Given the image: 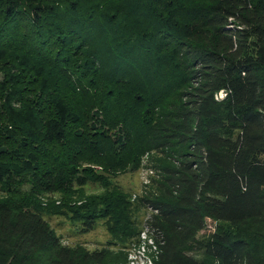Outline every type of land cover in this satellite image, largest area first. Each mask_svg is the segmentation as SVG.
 Here are the masks:
<instances>
[{
	"label": "trees",
	"instance_id": "obj_1",
	"mask_svg": "<svg viewBox=\"0 0 264 264\" xmlns=\"http://www.w3.org/2000/svg\"><path fill=\"white\" fill-rule=\"evenodd\" d=\"M146 156L155 264H207L188 252L208 219L237 231L204 245L216 264H264V0H0V264H105L108 249L63 245L44 214L109 220L119 240L134 228L123 192L58 209L38 195Z\"/></svg>",
	"mask_w": 264,
	"mask_h": 264
},
{
	"label": "rangeland",
	"instance_id": "obj_2",
	"mask_svg": "<svg viewBox=\"0 0 264 264\" xmlns=\"http://www.w3.org/2000/svg\"><path fill=\"white\" fill-rule=\"evenodd\" d=\"M47 72H52L56 75V78L59 79L60 87L65 83V77L61 71L47 68ZM65 89L64 92L69 94L68 97L70 98L68 99L72 101L71 104L83 114V117L85 114H93L94 109L91 105L89 106V104H92L90 101L88 103L86 100L82 101L79 97H74L67 87ZM223 97L224 94H221L220 98ZM91 115L86 118L85 124L91 122ZM113 134H115V131ZM158 159V156H146L141 161L142 164L139 169L130 164L127 168L121 170L107 169L108 172H105L99 166L85 165L84 167L97 171L101 179L100 182H90L80 191L75 189L73 191L75 195L71 197L62 194L54 196L38 195L37 201L42 204V207L48 206L52 209H58V207L62 206V203H65L67 206L77 208L88 204L90 198L104 196L107 192L113 191L114 188L119 189L126 196L125 199L128 202L126 204L134 227L130 229L128 237L116 240L110 232L111 222L109 220L99 219L92 231H85L84 223L78 221L76 216L68 211H62L60 215L45 213L44 218L49 222L65 246L72 248L82 247L90 252H100L108 249L111 252V256L105 264H155L158 250L147 230V221L151 218L152 211L147 208L143 201L150 196L157 197L159 194L157 184L160 178L159 173L154 169ZM14 188L22 194H28L32 188V176L27 175L17 179ZM5 189L0 187V198H5L7 190ZM219 232L237 234V231L229 225L208 219L205 229L197 236V242L191 246L188 255L199 262L216 264L215 261L206 255L204 245Z\"/></svg>",
	"mask_w": 264,
	"mask_h": 264
}]
</instances>
